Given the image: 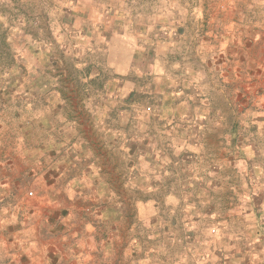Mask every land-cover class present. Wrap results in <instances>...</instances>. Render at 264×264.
Segmentation results:
<instances>
[{"label":"rangeland","instance_id":"374dc122","mask_svg":"<svg viewBox=\"0 0 264 264\" xmlns=\"http://www.w3.org/2000/svg\"><path fill=\"white\" fill-rule=\"evenodd\" d=\"M136 49L147 57L135 61L145 75L129 71L123 77L129 82L126 87L174 92L183 116L174 124L172 119L152 122L158 124L155 145L173 161L188 154L183 164H143L145 184L155 181L160 188L140 198L157 205L160 216L154 224L160 226L143 222L132 229L142 247L137 255L145 260L151 254L154 264H218L216 241L224 231L211 232L213 214L241 233L248 225L243 214L249 211L248 198L255 194V202L264 203V0H0V94L12 93L7 110L0 111V172L10 173L9 191L20 189L43 213L39 171L50 160L39 149L35 133L26 149L11 136L29 120L25 110L38 117L39 90L50 89L57 70L66 76L74 66L91 64L106 76L117 74L121 69L116 67L126 72ZM70 85L63 88L71 91ZM147 94L137 98L150 107ZM16 113L9 128V115ZM175 123L201 124L195 129L199 145H186L182 133L169 131ZM129 133H135L133 125ZM9 141L16 142L9 152L14 153L12 162L3 159L7 153L2 147ZM178 143L184 148L176 147ZM40 156L43 163L31 165L37 171L25 185L28 162ZM15 182L21 186L14 188ZM61 199L68 208L63 212V264H139L138 259L121 258L120 228L95 220L80 198ZM182 205L196 209L195 217L175 210ZM148 214L143 211L146 221ZM185 218L198 223L189 230L182 222L176 225ZM171 220L177 221L173 228L167 227ZM59 226H42L32 233L55 245ZM125 232L129 229L123 228L121 235ZM262 246L259 251H264Z\"/></svg>","mask_w":264,"mask_h":264},{"label":"crops","instance_id":"0c3cea01","mask_svg":"<svg viewBox=\"0 0 264 264\" xmlns=\"http://www.w3.org/2000/svg\"><path fill=\"white\" fill-rule=\"evenodd\" d=\"M136 60L144 62L147 57L136 49L130 56L131 63L126 72L123 68L116 67L121 70H116L117 74L109 73L108 76L105 72L94 71V67L88 63L83 69L72 67L71 74L66 76L57 70L50 89L39 86L41 108L38 117L33 119L32 111L25 110V116L29 120L19 125L16 128L17 133H12L11 136L16 142L21 140L25 143V149L26 145H32L34 136L37 139L39 137V149L41 147L50 160L39 171V186L43 185L39 202L44 205L43 213L39 210L41 207L30 204L32 200L20 189L9 191V185L13 183L10 173L3 175L0 172V264H63V212L68 208L63 207L64 199L61 197L67 201L80 198L86 203V210L92 211L95 220L107 223L111 229L120 228L122 259L125 255L126 260L138 259L139 264H148V261L154 264L156 258L151 254L145 260L138 257L137 253L142 252L141 242L132 231L143 222L156 228L160 226L158 222L154 224L155 217L160 216L157 205L151 203L150 199L140 198L145 192L153 194L160 187L155 181L148 186L145 184L142 166L150 163L154 167L170 161L183 164L188 158V154H185L173 161V157L160 154L154 138L157 123L172 119L174 124L176 118L183 116L181 112L184 107L177 106L178 97L172 90L154 94L155 92L144 89L140 91L141 88L138 91V87L128 89L126 85L129 82L123 77L129 71L137 73L138 76L145 75L142 68L135 63ZM1 75L0 71V85L4 82ZM67 82L71 83V91L63 88ZM139 93L141 96L145 93L151 96L150 107L145 106L141 96L137 98ZM11 95L10 92L0 94V111L7 110ZM165 105L169 108L166 111L163 109ZM17 115H9V122L6 123L9 128L13 127L12 121H15ZM149 121L157 123L146 126ZM175 124L177 125L169 124L168 130L182 133V141L186 145H199L200 142L195 138V129L199 130L201 124ZM132 125L135 133L130 135L129 129ZM15 141H9L6 147H2L6 149L7 154L3 159L7 162L14 160V153L9 152H14ZM178 146L184 148L181 143L176 145ZM23 158L24 161H29ZM42 163L41 156L39 160L28 162L24 176L25 185L31 183L33 173L37 171L31 165L37 167ZM15 184L14 188L21 186L19 182ZM256 196L258 195L253 194L248 198L249 211L243 213L248 225H243L245 229L241 233L240 228L237 230L234 226H227L218 220L217 214H213L214 228L211 232L214 233L219 228L224 231L216 241L220 245L217 249L219 251L214 254L218 264H264V251H259L261 245L264 250V203L257 204ZM145 201L149 203L145 204ZM10 202L12 205L5 207ZM145 210L149 211L146 216L149 221L143 219ZM175 210H183L186 218L195 217L193 212L196 209L192 206L182 205ZM186 218L178 223L171 220L167 227L173 228L172 224L178 225L182 222L184 229L189 230L198 223L196 219ZM58 224L59 230L56 229L54 234L55 245L52 241L46 245L32 233L42 226L55 227ZM123 228L129 229L128 233L125 232L126 238L121 235ZM185 236L189 237L186 232ZM155 264L159 262L155 261Z\"/></svg>","mask_w":264,"mask_h":264}]
</instances>
